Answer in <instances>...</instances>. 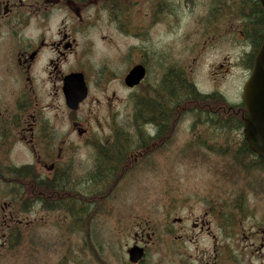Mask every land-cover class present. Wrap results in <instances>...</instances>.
Wrapping results in <instances>:
<instances>
[{
    "label": "flooded vegetation",
    "instance_id": "1",
    "mask_svg": "<svg viewBox=\"0 0 264 264\" xmlns=\"http://www.w3.org/2000/svg\"><path fill=\"white\" fill-rule=\"evenodd\" d=\"M253 3L0 0V264H164L165 239L185 245L175 264H264V190L185 191L181 201L167 192L171 201L143 216L131 203L137 222L124 218L136 172L157 158L172 165L176 132L192 142L185 156L195 165L226 161L212 144L245 147L248 160L240 152L227 159L235 165L253 161L238 93L259 40L253 19L264 21ZM195 6L210 25L192 33L202 49L229 28L221 34L243 51L236 64L226 57L214 66L211 89L197 80L192 56L185 69L198 92L222 93L234 68L240 77L225 101L188 100L175 112L173 48L158 46L155 28L171 36L175 19ZM112 213L120 221L111 225Z\"/></svg>",
    "mask_w": 264,
    "mask_h": 264
},
{
    "label": "rangeland",
    "instance_id": "2",
    "mask_svg": "<svg viewBox=\"0 0 264 264\" xmlns=\"http://www.w3.org/2000/svg\"><path fill=\"white\" fill-rule=\"evenodd\" d=\"M213 2H223V0H211ZM174 2H180V0H174ZM185 2H205L204 0H185ZM200 13L199 7L193 9V11L188 12L185 10V16L180 17V20L176 23L174 30L171 36L167 35L165 28L162 25H157V37L156 42L158 46H163L164 48L171 47L173 48V58H174V69H183L185 71V64L191 63L192 56H196L197 64L194 69L198 74L197 80L204 83V87L211 89L214 85L211 86L210 83V71L214 68L215 65H218L226 57H230L233 63L238 62V57L242 54L241 48H236L231 42L230 38L226 34H221L223 32L229 31V28L226 30H221L218 28V31L215 30V38H206L208 43L205 45V48L202 49L204 44L203 41L199 38H196L192 33L199 31L203 24L198 22V14ZM219 25H224L220 24ZM229 25V23H228ZM210 25H207L204 30H208ZM154 29V30H155ZM153 30V32H154ZM188 33V38L184 37ZM213 31H210L212 34ZM192 34V36H190ZM199 46V49L193 52V55H187L186 49L190 46ZM192 63H194L192 61ZM195 64V63H194ZM239 69L235 68L233 70V76L230 77L226 82H223L220 85L223 93L228 94V97H231L232 94L228 90L232 86L231 79L235 76H239ZM244 80V79H243ZM240 80V83L243 81ZM201 84V83H200ZM239 93V92H238ZM87 107L85 108V110ZM185 126V125H184ZM185 131L176 132L173 134V141L170 151L172 152L173 162L167 160L163 157L162 165H159L158 158L156 159V165L142 166L137 175V182L135 191L131 193L128 197V203L126 206V214H124L125 221L127 223H135L138 221L141 212L142 216L144 213L148 212L147 208L151 204L157 203L161 206L164 202H170L171 199L165 196L167 192H173V201H181L180 193L185 194V191H258L261 192L264 190V173L259 170L251 169L249 171L243 170L245 167L240 165H235L227 159H232L233 154L236 151L227 149V146H217L212 144V147L216 149L215 155L221 159H226L225 162H221L217 165H214L216 159L213 158L210 164H194L192 162V154L188 153L189 158L185 159L179 156L182 152L185 151V144L190 145V143H185ZM187 142V141H186ZM168 164V165H167ZM255 162H247L248 167H252ZM239 176H250L249 180L253 183L242 182V179H238ZM246 196V195H245ZM251 196V195H250ZM169 199V200H168ZM229 200V199H228ZM136 202V206L141 208V212L137 209L133 212L128 210L131 207V203ZM156 205V204H155ZM122 216V215H121ZM163 215L160 214L157 222H163L160 217ZM172 216L169 220V223L172 222ZM185 217V210L176 214L175 217ZM120 221V214L112 213L105 219L106 223L115 224ZM113 227V226H112ZM173 237V236H172ZM165 244L167 245H158V254H166L164 259V264H175L174 260H182V257L185 256V245L182 242L171 241L170 239H165ZM192 248V247H191ZM177 257V258H175ZM19 264H25L23 261H19Z\"/></svg>",
    "mask_w": 264,
    "mask_h": 264
},
{
    "label": "water",
    "instance_id": "3",
    "mask_svg": "<svg viewBox=\"0 0 264 264\" xmlns=\"http://www.w3.org/2000/svg\"><path fill=\"white\" fill-rule=\"evenodd\" d=\"M258 1L264 11V0ZM242 102L245 139L250 149L264 159V36L252 72L244 84Z\"/></svg>",
    "mask_w": 264,
    "mask_h": 264
},
{
    "label": "trees",
    "instance_id": "4",
    "mask_svg": "<svg viewBox=\"0 0 264 264\" xmlns=\"http://www.w3.org/2000/svg\"><path fill=\"white\" fill-rule=\"evenodd\" d=\"M204 1L205 2H213L211 0H204ZM180 2H185V0H180ZM223 2H254L253 3L254 9H256L257 6L260 7L258 4V2H259L258 0H223ZM253 20H255V21H253V23H255L253 25V29L256 32L255 40L256 41L258 39L259 40H258V44L256 45L255 49L251 53V62H252L251 66L253 65L254 57L260 48L261 40L263 39V36H264V21L262 24L261 20H259V18L257 16H255V19H253ZM200 24H203V23H200ZM211 25H212V23H211ZM260 33H261V36L259 35ZM258 35L260 36V38L261 37L262 38L260 39ZM170 87L172 88V96H173V102H174V106H175V109H174L175 112L177 111L178 105L185 104V102L188 100L190 102H192V100H196L200 103L212 102V101H217V100H220L222 102L225 101L223 96H222V98L219 97V96H221V94H219V93H214V94L208 95V96H205V95L199 93L197 88L195 87L194 82L188 76L186 70L180 72V70H178L177 68L174 69V75L170 80ZM234 122L235 123H233V125H235V126L239 125V122H237V121H234ZM244 149H241L238 152L243 153L241 157L246 158V159H244L246 161V160H248V158L250 156H249V153L247 152L245 147H244ZM249 151L254 155L253 162H255V164H253L252 167L245 166L243 168V170L249 171L251 169H254V170H259V171L264 173V159L260 158L256 154H254L251 150H249ZM238 152H236V153H238ZM179 156H181V158H184V157L187 159L189 158V156H185V151L182 152V154H180ZM263 183H264V181H263Z\"/></svg>",
    "mask_w": 264,
    "mask_h": 264
}]
</instances>
